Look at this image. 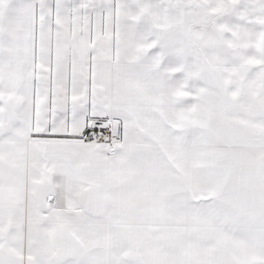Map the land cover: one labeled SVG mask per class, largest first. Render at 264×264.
<instances>
[{
  "label": "snow or ice",
  "instance_id": "1",
  "mask_svg": "<svg viewBox=\"0 0 264 264\" xmlns=\"http://www.w3.org/2000/svg\"><path fill=\"white\" fill-rule=\"evenodd\" d=\"M0 264H264V0H0Z\"/></svg>",
  "mask_w": 264,
  "mask_h": 264
}]
</instances>
